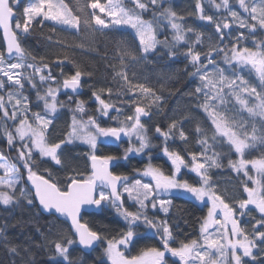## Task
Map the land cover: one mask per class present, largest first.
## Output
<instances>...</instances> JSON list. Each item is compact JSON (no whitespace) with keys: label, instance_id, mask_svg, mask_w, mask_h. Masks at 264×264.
Masks as SVG:
<instances>
[{"label":"snow or ice","instance_id":"1","mask_svg":"<svg viewBox=\"0 0 264 264\" xmlns=\"http://www.w3.org/2000/svg\"><path fill=\"white\" fill-rule=\"evenodd\" d=\"M239 6L244 12L248 13V19L240 18L236 11L230 10V16L233 21H239V28H247L250 32H255L257 26L264 29V0H238ZM20 0H0V29H3L6 41V49L0 52V119L13 122L11 128L5 125L3 135L6 138L9 148H15L18 152V161L23 164L27 171V178L31 181L35 189V199L38 200L42 209L59 214L70 219L74 229L76 240L67 239L66 242L54 241L55 254L62 259L64 264H74L70 258L69 249L73 244L78 243L84 249H91L101 241V235L93 231L87 224L81 223L80 213L84 205H101L102 202L110 203L120 216L127 222L128 229L118 238L106 239L107 247L105 249L108 260L111 264H168L166 258L169 254L177 258L178 264H226L230 254L231 261L234 264H242V256H252V249L256 247V240L264 243V156L258 159H245V151L254 146V142L260 139L264 143V136L257 137L256 128L253 125L250 135L242 122H237L234 117L225 115L221 111V105L225 103V89L228 93L234 95L238 103L247 110L252 116L264 118V92L257 91L255 87H249L248 82L242 76L233 71L232 76H226L224 69L216 63V57L222 56L226 64L234 67L248 68L254 71L260 81L264 83V46H259V51H253L248 47L240 46V41L244 38V33L240 32L231 45L209 46V50L204 53L194 51L193 46L187 47L185 55L190 58V62L196 71L193 75H198L202 82L195 89V94L202 95L203 103L199 106L207 114V119L213 129V142L220 138L235 150L240 157L238 162L229 160V166L233 171L243 173L246 180L243 183V191L247 194L246 199L237 201L239 210H250L252 206L260 214L261 219L256 220L252 227L251 238L247 230L237 219L236 207L226 202L225 198L218 194L216 185L211 182L209 169L222 167L219 162V153L213 152L208 156L209 150L208 138L200 127H197L198 134L204 135V139L198 140L203 150L200 152H189L190 161L185 159L179 151L171 150L167 141L172 138V130L177 127V122L173 120L169 124V130L163 131L159 126L156 127V133L164 138L163 154L170 161L172 173L166 174L160 167L151 163L147 165L138 175L150 178L148 182L143 179H132L127 175H118L110 171V164L117 158L111 155L95 154L98 137H113L120 140L121 136L129 138V147L126 149V156L129 153L140 154L149 148L150 140L146 134L145 125L142 123V117L148 116L149 112L145 107L137 104L135 100L131 103L135 105L132 115H128L125 121L121 122L119 127H101L97 119L88 115L87 120H83L86 114L85 102L76 100L75 112L81 114V119L77 120L73 116L71 131L68 134V142L72 140H81L88 144L92 154L88 157L91 161V174L86 178L80 173L69 177L66 186L61 188L51 174L48 177L38 174L34 170V154L38 153L40 157L50 158L56 165H62L61 145L59 143L49 142L47 133L53 120L49 114H55L58 108L64 107V102L58 99L61 89L70 90L76 93L81 87V78L86 73L79 67L71 75H65L61 72L62 80H58L52 74L50 65L44 62L41 57V64L27 63L28 54L22 47L18 35H27L37 18H42L39 22L52 21L56 25L67 26L70 29L79 31L81 25L90 29L93 26L108 28L110 25L128 26L135 30V36L139 40L138 48L140 53L146 58L148 54L155 53L157 46L163 44L169 48L168 55L175 56L172 51L177 45L188 44L186 32H192L191 28L185 29L182 23L177 20H183L178 17L175 11L163 8V0H107L102 4L100 0H85L84 6H79L77 11L81 14H74L73 9L69 7L65 0H31L23 8V19L15 18L13 28V19L15 9L19 7ZM131 5V6H129ZM154 9L153 21H146L142 18V13L149 10V6ZM196 9L201 13L200 19L214 23L216 33L221 42L224 39L223 29H230L232 24L227 18L220 21L214 20L212 16L203 15V8L197 0ZM217 8L229 9V0H222L216 4ZM86 8L99 10L106 20L95 11L86 14ZM162 9V10H161ZM156 12L159 15H156ZM167 20L173 29L172 41L167 38L161 41L157 39V27L161 20ZM201 42V35L197 34L195 44ZM83 47V44L77 45ZM125 57L132 61L136 60V54L126 51L121 57V63ZM35 60V57H32ZM68 57H56V63L62 65ZM15 62H11V61ZM212 66L211 69L209 66ZM31 69V72L25 71ZM45 70H47L45 74ZM91 75L90 73H87ZM116 75L122 80V88L128 92H139L142 98L149 103L160 101L161 97L155 92L145 87L144 84H133L127 74L123 71ZM39 78L41 85H47L41 94L37 88L36 77ZM3 78H6L3 79ZM25 81L32 89H36L37 100L42 101L45 114L33 112L30 107L29 97L24 94ZM239 82V83H238ZM6 83L11 87L6 89ZM15 89V90H12ZM108 94V99L103 98L104 93ZM113 89L111 87L93 91L92 96L97 103V112L102 116H109L110 110L119 113V109L111 103ZM241 94L254 95L256 103L249 106L248 99L243 98ZM72 101V96L68 97ZM218 102V103H217ZM138 144L132 143V138ZM179 137L187 141L185 132L181 129ZM19 142V147L17 143ZM151 159V157H150ZM250 166V167H249ZM0 169L4 170L7 180L0 179V202L8 205L14 200L16 185L19 183V168L16 163H9L6 157L0 153ZM182 169H188L194 172L200 179L197 184H190L186 180L181 181L177 177ZM250 171L255 175H251ZM79 176L80 178H76ZM248 181L251 182L250 187ZM9 189L11 191H4ZM173 190H183L191 194L197 201L205 203L207 215L203 218L200 226L201 239H191L187 242H181L179 247H173L174 237L167 220L150 218L147 210L159 209L167 214L172 204L170 197ZM23 195L24 193L21 192ZM125 195L136 206V211L124 207ZM27 203L31 205L33 199L28 198ZM210 204V206H209ZM245 212L241 211L240 215ZM143 223L148 228L153 229L159 235L162 248L148 247L141 251L139 255L126 256L122 248L127 249L132 244L136 233L134 227ZM12 252L17 249L12 247ZM254 258V257H253ZM173 264H176L174 261Z\"/></svg>","mask_w":264,"mask_h":264},{"label":"trees","instance_id":"2","mask_svg":"<svg viewBox=\"0 0 264 264\" xmlns=\"http://www.w3.org/2000/svg\"><path fill=\"white\" fill-rule=\"evenodd\" d=\"M213 1L219 2L220 0ZM229 1L232 2V0ZM100 2L104 4L107 0H100ZM199 2L203 8V15L212 16L216 21L226 18L223 12H215L211 3L207 4L205 0H199ZM65 3L73 9L74 14H81L77 9L79 6H84L85 0H65ZM196 3L197 0H163V8L175 11L178 17H183V20H177V22L182 23L185 29L191 28L193 30L186 32L187 45L182 43L172 49L176 53L175 56L168 55L169 48L161 44L157 46L155 53L148 54L145 58L139 51V42L132 31L119 27L100 29L93 26L86 30L81 25L80 30L77 31L56 26L48 21L40 23L42 18H37L27 35H18L22 47L28 54L27 62L40 65V58L43 57L44 62L49 63L52 74L58 80L63 79L62 71L65 75H71L74 74L77 67L86 73L81 78L83 92L80 96H72L61 89L58 99L64 102L65 106L60 108L58 118L48 129L49 142L65 141L61 145V149L58 150L61 152L62 165H56L50 159L42 158L38 153H35L34 170L38 174L45 177L51 174L59 182L61 188H64L69 177L76 176L77 172L82 174L84 178L91 174L90 160L88 159L91 155L90 149L80 143H66L73 116L75 115L76 119H81V114L75 112L76 100L85 102L86 114L83 115V120H87L88 115H92L101 127L121 126V122L125 121L128 115L133 114L135 105L131 101L135 100L137 104L145 107L149 112L147 119L143 120L147 130L146 134L150 140L148 156L138 158L127 154V158H125L126 149L129 147L128 142L118 145L99 143L95 154L111 155L117 158L111 163V171L114 174L127 175L130 180L138 179L140 177L138 172L142 173L143 169L151 163L170 175L172 168L162 155L163 140L156 133V127L159 126L163 131H168L169 124L175 120L177 127L172 130V150L179 151L184 156L188 155L189 152L202 151V145L198 143V140L204 139L205 136L196 131L197 127H200L208 138L210 147L207 155H213V152L219 153V162L222 165L220 168H212L209 171L212 178L211 182L224 188H229V185H232L235 190L238 189L242 193L246 177L243 176L242 172L238 174L233 171L228 163L229 160L238 162L237 155L224 140L217 138L213 142L211 139L213 129L207 116L201 111L198 114L193 112V101L196 98V82L193 78L195 68L190 62V58L185 55L187 47L193 46L194 51L202 53L201 59L204 61L203 54L209 50L210 45H231L235 41L227 36L229 30L223 29L225 36L221 42L214 23L200 19L201 13L196 9ZM85 11L86 14L95 11L99 15L97 10L91 8H86ZM15 13L16 18L22 19L21 7L16 8ZM153 15L154 9L150 5L149 10L142 13V18L146 21H153ZM156 15L158 16L159 13L156 12ZM233 31L235 33L243 32L245 38H250L247 30L235 28ZM173 34L169 24L162 19L157 27V39L163 41L167 38L171 42ZM197 34L201 35L199 44L194 43ZM252 37L256 44L261 43L264 46V32L259 30ZM80 44H83L82 48L77 47ZM126 51L134 52L137 57L136 60L132 61L125 57L124 62L121 63V57ZM0 52H3L1 34ZM65 55L68 59L62 65H58L55 62L56 57L63 58ZM32 57L36 59L33 60ZM222 58V56L216 57V63H221ZM204 62L206 63V61ZM120 71L125 72L133 84H144L145 87L151 88L156 95L161 97L160 101L149 103L142 98L138 91L133 94L128 92L126 88H122L123 82L116 75ZM109 87L113 89L110 102L120 110L119 113L112 110L118 113L112 120L104 119L98 114V105L92 96L93 91ZM38 89L41 92L44 91L42 86H38ZM23 92L29 97L32 106L36 91L26 85ZM69 96H72V101H69ZM103 98L108 99L106 92ZM235 120L242 122L250 135L254 125L257 137L264 136V118L253 117L243 112L240 120ZM181 129L187 137L186 142L179 137ZM17 147H19V142ZM0 153L6 157L9 163L17 164L21 178L15 193H13L15 198L12 204L9 206L0 204V264H64L55 254L54 241L66 242L67 239L76 240L75 237L65 222L52 215H44L39 211L37 202L25 183V177L28 174L23 164L17 159L18 152L15 148H9L1 131ZM262 156H264V143L257 139L254 146L245 151L244 158L258 159ZM250 174L255 175L252 171ZM76 178L80 177L77 176ZM179 180H186L190 184L199 182L196 177L185 171L180 174ZM248 184L250 187L252 186L250 181ZM21 192L24 194L22 195ZM28 198L33 199L31 205L27 203ZM124 201V207L136 211L133 202H128L125 197ZM171 201L172 204L167 214L148 208V216L167 220L174 237L173 247H179L182 241L199 239L201 222L206 216V206H199L180 196L172 197ZM226 202L232 204L233 207L236 205L230 200H226ZM259 219L261 217L255 211L248 212L243 219L242 223L247 225L250 236L253 225ZM81 222L98 232L102 239L97 243L96 248L88 254L79 248L78 243L73 244L69 249L71 260L74 264H110L105 252L106 239L118 238L125 233L128 229L127 222L112 205H103L98 214H83ZM133 230L136 236L132 244L127 249L122 248L126 256L139 255L142 250L148 247L162 248L160 237L155 230L148 228L143 223H139ZM259 230L264 231V228ZM12 247L17 249L15 253L10 250ZM253 257L244 260L242 264H264V243L258 242Z\"/></svg>","mask_w":264,"mask_h":264},{"label":"rangeland","instance_id":"3","mask_svg":"<svg viewBox=\"0 0 264 264\" xmlns=\"http://www.w3.org/2000/svg\"><path fill=\"white\" fill-rule=\"evenodd\" d=\"M30 2H31V0H20V4H19V7H18V8L21 7L22 19H23V8L26 7ZM126 2H127V0H126ZM205 2H206L207 4H210V3H211L213 9L215 10V12H223V13L225 14V17H226L229 21H231V24H232L231 28H232V29H231V30L229 29V31H228V35H227V36H228L229 38L233 39V41H235L234 38H235L239 33H235V32L233 31V29H235V28H236V29H242V28H239V21H233V20H232V18H231V16H230V10H231V11H236V12L239 14L240 18H242V19H246V20L249 18V17H248V13L244 12L243 9L240 8L239 3H238V0H232V2L229 1V9H225V8H223V7H221V8H217V7H216V4L221 3L222 0H220L219 2H215V1H213V0H205ZM246 2H248V0H246ZM258 2H259V0H257V3H258ZM129 6H131V5H129ZM97 11L99 12L98 9H97ZM99 15H101V17L104 18V19H106V20H110L109 17H105L102 13H99ZM22 19H21V21H22ZM48 22L54 24V22H52V21H48ZM166 22L168 23L167 20H166ZM168 24H169V23H168ZM54 25H56V24H54ZM14 26H15V20L13 21V28H14ZM56 26L70 29V28H68L67 26H60V25H56ZM96 27H98V28H100V29H106V28H102V27H100V26H96ZM109 27H113V26L110 25ZM109 27H108V28H109ZM116 27L129 29V30L132 31V33H133L134 36H135V30H134V29H131V28L128 27V26H123V25H121V26H116ZM169 27H170V24H169ZM170 29L173 31V29H172L171 27H170ZM243 29L248 31V33H249L248 36H249L250 38H245V37H244V38L240 41V46H242V47H248L249 49H252L253 51H259L260 48H258V45H259V46H263V45H262L261 43L256 44V42H255V40H254V38H253L252 36H253L257 31H259V30L262 31V32H264V29L259 28V26H257L255 32H250L249 29H247V28H243ZM71 30H74V29H71ZM135 37H136V36H135ZM136 39H137V41L139 42V40H138L137 37H136ZM150 54H151V53H150ZM13 62H15V61H13ZM26 62H27V61H26ZM27 63H29V62H27ZM217 65H218L220 68H223V69H224V72H225V75H226V76L231 77L233 71H235L237 75L242 76L243 79L246 80V81L248 82V85H249L250 88H251V87H255V88L257 89V91H264V83H262V82L260 81V79L258 78L257 74H256L254 71H250L248 68H242V67H234V66H230V65H228V64H226V63L224 62L223 58H222L221 63H217ZM211 67H212V66L210 65L209 68L211 69ZM25 71H27V72H31L32 70H31V69H26ZM195 71H196V69L194 70V72H195ZM46 72H47V71L45 70V74H46ZM193 78H194V80H195V82H196V83H195V86H196V88H197L198 86L201 85L202 82L200 81L198 75H193ZM3 79L6 80V78H3ZM36 82H37V88H38V86H42L44 90L46 89L47 85H41V84L39 83V78H38V76L36 77ZM238 83H239V82H238ZM26 85H28V87H29L30 89H32V88L30 87V85L25 81V88H26ZM10 87H11L10 83H6V89H8V88H10ZM25 88H24V89H25ZM196 88H195V89H196ZM24 89H23V90H24ZM12 90H15V89H12ZM32 90L36 91V89H32ZM41 94H43V91L41 92ZM25 95H26V94H25ZM195 95H196V98H195V101H193V104H194V111H193V112H195L196 114H198V113L201 111L202 113H204V114L207 116V114L203 111V108L199 106L200 104L203 103V97H202V95H200V96H198L197 94H195ZM241 95L243 96V98L248 99V101H249V106H252V105H254V104L257 102V101H256V98H255L254 95H252V96H249L248 94H241ZM34 98H35V99H34V101H33L32 106H31V103H30L31 110H32L33 112H40L41 114H45V109H44L43 102L37 100V95H36V94H35V97H34ZM224 99H225V103H224V105H221L220 110H221V111H225V109H227V111L225 112V115H227L228 117H234L235 119L240 120V118L243 116V112L249 114V113L247 112V110H246L245 108H243V107L238 103V101L236 100L235 96H234V95H231L230 93H228V90H227V89H225V96H224ZM217 103H218V102H217ZM59 114H60V108H58V110H57V112H56L55 114H49V118L52 119L53 122H54V121L58 118ZM98 114H99L101 117H103L104 119H110V120L114 119V117L118 115V113H115V112H113L112 110H110V112H109V116H102L99 112H98ZM147 117H148V116L142 117V123H143V120H144V119H147ZM253 117H255V116H253ZM77 120H79V118H77ZM85 121H86V120H85ZM12 124H13V122H12L11 120L4 121V120L0 119V131L3 132V129H4L5 125H7V126H9V127L11 128ZM143 124H144V123H143ZM50 126H51V125H50ZM50 126H49V127H50ZM71 127H72V122H71ZM70 131H71V128H70ZM70 131H69V133H70ZM69 133H68V134H69ZM104 138H105V137H98V140H97V147H98L99 143H104ZM161 138H162V140H163V146H164V143H165L164 138H163L162 136H161ZM124 142H126V143L128 142V143H129V138L126 137V141H124ZM66 143H69V144H72V143H80V144H82V145L88 147V148L90 149L91 154H92V150H91L90 146H89L88 144L82 142L81 140H72L71 142H68V136H67ZM132 143H133V144H136V145L138 146V144H137V142H136V140H135V137L132 138ZM167 143H168L170 149L172 150V145H171V143H172V138L169 139V140L167 141ZM225 143H227V142L225 141ZM162 148H163V147H162ZM96 149H97V148H96ZM148 150H149V148L145 149L143 153H140V154L129 153V155L132 156V157H138V158H141V157H147V156H148V152H149ZM232 150H233L234 153H235V150H234L233 148H232ZM235 154L237 155V157H238V161H239V159H240L239 155H238L237 153H235ZM162 155H163V157H165V159H166V160L169 162V164L171 165L170 161H169V160L167 159V157L163 154V151H162ZM208 156H212V155H208ZM42 158H47V157H42ZM47 159H50V158H47ZM185 159L190 161V156H189V155H186V156H185ZM50 160H51V159H50ZM51 161H52V160H51ZM52 162L55 163L54 161H52ZM249 167H250V166H249ZM171 168H172V166H171ZM211 169H212V168H211ZM211 169H209V171H210ZM184 171L187 172V173H189L190 175L196 177L198 180L200 179V178H199L194 172H191V171L188 170V169H182L181 173L184 172ZM0 173H1V174H0V179L7 180L8 177L5 176V173H4V170H3V169H0ZM181 173H180V174H181ZM180 174H179V176H180ZM179 176L177 177L178 179H179ZM19 177H20V176H19ZM138 179H143L145 182H148L150 178L140 176ZM20 181H21V178L19 179V182H20ZM18 184H19V183H18ZM18 184H17V185H18ZM17 185H16V186H17ZM225 187H226V186H225ZM223 189H225V190H223ZM3 190H4V191H11V190H9V189H3ZM216 191L218 192V194L222 195V196L225 198V200H227V201L230 200V201H232V202H234V203L236 204L234 207H236V208L238 209L237 214H236V215H237V219L241 222V225H242V226L247 230V232L249 233V231H248V229H247V227H246L247 225L243 224L242 221H243V219L245 218V216H246V214H247L248 212L255 211V212L258 213V211H256L252 206H249V209H250V210H239V208H238V203H237V201H239L240 199H246V198H247V194H246L244 191H242V193H241L240 190H238V189L235 190V187H232V185H229V188H224V187H221L220 185H216ZM243 193H244V196H243ZM173 196H180V197L187 198V199L193 201L194 203H196V204L199 205V206H204V205H205V203L200 202V201H197V200H196L191 194H189V193H187V192H185V191H183V190H173ZM125 198H126V200H127L128 202H133V201L129 200V199L127 198L126 195H125ZM164 198H166V199H170V198H168V197H164ZM12 202H13V201H12ZM12 202H10L8 205L3 204L2 202H0V204L3 205V206H9V205L12 204ZM103 205H104V206H107V205H111V204H110V203L103 202ZM209 206H210V204H209ZM149 209H151V207H149ZM151 210H152V209H151ZM153 211H154V210H153ZM155 211H158V212L163 213V212L160 211L159 209H157V210H155ZM241 211H244V212H245V214L242 215V216L240 215V212H241ZM258 214H259V213H258ZM206 215H207V207H206ZM259 215H260V214H259ZM205 217H206V216H205ZM250 231H251V230H250ZM249 235H250V233H249ZM250 238H251V236H250ZM199 239H201V233H200V237H199ZM258 242H260V241H259V240H256V247L252 249V256H248V257H244V256H242V262H243L244 260H249V259H251V258L254 256L255 251H256V248H257V244H258ZM166 258L168 259V264H173L174 261L176 262V264H178V260H177V258L171 257L170 254H169ZM58 259H61V258L58 257ZM107 259H108V257H107ZM61 260H62V259H61ZM108 262L111 264V261H110V260H108ZM226 264H234V262L231 261V256H230V254H229V256H228V259H227Z\"/></svg>","mask_w":264,"mask_h":264},{"label":"water","instance_id":"4","mask_svg":"<svg viewBox=\"0 0 264 264\" xmlns=\"http://www.w3.org/2000/svg\"><path fill=\"white\" fill-rule=\"evenodd\" d=\"M15 18H16V13H15V17H14L13 21L15 20ZM13 21H12V23H13ZM226 30H229V29H226ZM0 34H1L2 43H3V51H5V49H6V41H5V38H4L3 29H0ZM13 61H14V60H13ZM13 61H11V62H13ZM62 90H63V89H62ZM63 91H64L65 93H68V94L72 95V96L78 97V96H80V95L82 94V92H83V88H82V86H81V87L77 90L76 93H72L70 90H63ZM124 141H126V137H124V136H121V139H120V140H116V139L113 138V137H105V138H104V143H105V144H111V145H118V144H120V143H123ZM109 168H110V171H111V164H110ZM90 170L92 171V169H91V161H90ZM25 183L27 184L28 189L30 190V192H31L32 195H33V198L35 199V189H34V187L32 186L31 181L28 180L27 176L25 177ZM35 201L37 202L38 209H39V211H40L42 214H44V215H52V216H54L55 218H57L58 220L65 222V223L67 224L68 228L70 229L71 233L73 234V236H74L75 239H76V235H75V232H74V229H73V227H72V224H71L70 219H68V218H66V217H63V216H60L59 214L49 213V212L43 210V209H42V206L39 205L38 200L35 199ZM102 208H103V203H101V205H99V206H96V205H84V206H82V208H81V213H80V220H81L83 214H89V213H96V214H98V213L101 212ZM81 223H82V222H81ZM97 243H98V242H97ZM97 243H96V244L93 246V248H91V249H84V248H83L82 246H80L79 244H78V246H79V248H80L84 253L88 254V253L92 252V251L96 248Z\"/></svg>","mask_w":264,"mask_h":264},{"label":"flooded vegetation","instance_id":"5","mask_svg":"<svg viewBox=\"0 0 264 264\" xmlns=\"http://www.w3.org/2000/svg\"><path fill=\"white\" fill-rule=\"evenodd\" d=\"M172 197H174V196H173V192H172V195H171L170 197H168V198H170V199H171Z\"/></svg>","mask_w":264,"mask_h":264}]
</instances>
